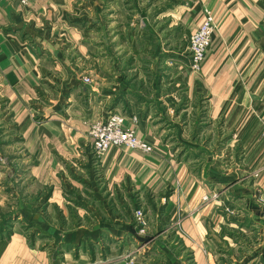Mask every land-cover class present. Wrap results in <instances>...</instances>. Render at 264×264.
<instances>
[{"label":"crops","instance_id":"0c3cea01","mask_svg":"<svg viewBox=\"0 0 264 264\" xmlns=\"http://www.w3.org/2000/svg\"><path fill=\"white\" fill-rule=\"evenodd\" d=\"M184 2L191 7L182 10L176 25L181 24L186 37L204 23L206 10L212 13L217 32L201 72L179 78L186 96L177 94L176 116L186 118L183 109L190 104L193 117L198 118L201 105L202 117L227 135L225 144L220 145L235 171L228 170L233 182L227 185L219 177L208 175L202 166H195L186 154H173L172 158L165 131L160 134L154 122L172 113L167 101L174 93L169 91L171 82L165 79V72L160 77L154 68L149 69L151 95L135 88L138 78L129 83L122 75L114 86H108L118 93L105 86L102 94H94L83 84L85 75L74 69L78 66L74 56L88 58L90 53L85 44L81 45L84 36H77L80 28L70 26L66 19V9L75 8L76 0H32L27 6L0 0L1 109L9 111L25 140L24 150L35 159L30 176L51 189L45 207L41 200L34 216L42 230L53 231L52 242L40 238L33 244L16 224L9 237L0 238V264H129L121 256L103 262L90 253L92 245L105 248L110 243L120 248L126 241L132 245L142 242L124 204L114 200V209L107 205V196L116 198L120 192L121 197L154 205L147 202L152 196L160 204L158 210L154 205V213L163 225L157 222V233L149 240L152 244L160 242L164 264H264L260 204L264 198V0ZM165 16L160 14L157 19ZM143 82L146 85V80ZM113 111L126 118L128 129L153 144V152L111 148L100 161L103 177L98 179L88 122L106 118ZM186 132V128L180 132L178 128V134ZM182 143L185 149L187 143ZM242 174L249 177L245 183H241ZM3 187L2 215L10 214L11 199L16 208L23 209L19 193L10 195ZM206 195H216L217 199L206 203ZM92 198V203L84 201ZM53 210L66 217L72 212L81 223L71 228L67 225L65 230L43 224L44 216L52 215ZM20 213L25 216L28 212L23 209ZM100 215L110 217L114 228ZM6 229L11 230L9 225ZM53 245L67 251L60 249L58 255L50 256L45 247ZM79 245L84 248L81 252H77Z\"/></svg>","mask_w":264,"mask_h":264},{"label":"rangeland","instance_id":"374dc122","mask_svg":"<svg viewBox=\"0 0 264 264\" xmlns=\"http://www.w3.org/2000/svg\"><path fill=\"white\" fill-rule=\"evenodd\" d=\"M184 1L186 0H165L163 6L162 1L154 2L152 0H90V4H80V2L76 0L77 5L75 8L69 6V8L66 9L68 10L66 19L70 26L76 25L75 27L80 28V32L77 36H79V38L84 36L81 45L85 44V46H87L86 48L90 49V53L88 51L86 55L89 56L88 58H84L82 55H75L74 64L78 66L74 67V69L77 73L84 74V79L89 78L91 80L92 83L86 84L83 79V84H86L85 86L89 87L94 94H102V90L105 86H107V90H112L113 88L109 89L108 86H114L117 83V79H121L118 75H122L129 83L136 81L138 78V85L136 84L135 88L146 95H151L152 88L148 86L147 82V74L150 73L151 75L152 73L149 69L154 68L160 77L162 73L165 72V79L167 80L169 78L171 82V89L169 91L170 93H174V95L168 99L170 102L167 101L172 113L169 117H166V115L157 116L158 118H156L154 122L155 127L159 128L160 134L163 133V130L165 131V140L171 148L172 158H174L173 154L176 156L178 154H186V158H189L192 162H196L194 163L195 166H202L203 169H206L208 175L213 174L215 179L219 177L220 180H223L224 184L227 185L233 182L231 180L232 175L227 174L228 170H233L231 173L235 172L234 169L229 167L227 163V152L224 151L223 154L222 149L224 147L220 145L225 144L227 135L222 134L221 130L212 127L208 118L205 119L203 118L204 116L202 117L203 109H201V105V112H198L200 117L198 118L193 117L194 113H191L193 111L191 110L190 104H186L183 109L186 110L183 112H187L186 118L182 117V119H179L176 116L179 105V96L177 94H184L186 96L185 93H182L183 88L180 89L182 84H180L179 78L181 77L184 79V75L186 74H198L193 73L187 65V47L190 36L186 37V33L181 24L176 25L178 16L181 14L182 10L191 7L188 2ZM163 9L164 11H162ZM163 13H165L166 16L157 19V17ZM168 13H171V16H168ZM137 21L140 25L136 23ZM149 27L151 29H149ZM128 30H130V32H128ZM73 40L74 39H71L72 43L74 42ZM125 59L126 61L124 62ZM131 64H136L134 66H138L137 70H135L136 67L129 69ZM154 79H157V75H155ZM143 80H146V85ZM174 84L175 87H172ZM93 87L97 91H94ZM113 92L118 93L116 91ZM108 95L109 93L107 96ZM2 105L0 101V130L2 131L0 136L4 143L2 146L4 151H0V183L2 182V184H0V190L2 191L1 187L4 185V191L10 192V195L19 193L24 203L23 209L28 213L25 216L21 215L20 210L23 209L16 208L11 199L10 214L2 215V211L0 210V228L4 220H9L11 233L14 226L19 224L22 231L27 234L28 239L32 241L33 244L36 242V239L40 238H43V240L48 239V242H52V228H50L49 231L42 230L40 225L35 222L34 216L35 213L38 212L36 207L39 206L40 202L43 201V207H45L46 196L50 194L51 189L36 183L30 176L29 168L35 162V159L29 157L24 150L23 145L25 140L20 131L14 126L13 117L10 118L9 111L7 109L5 111L1 109ZM119 111L122 113L124 112L123 109H119ZM98 120H101V118L92 119L88 122V126ZM178 128L179 132L185 130V128L187 132L185 134H182L183 132L178 134ZM189 130H191V133H189ZM193 131L196 133L193 134ZM88 137L93 149L89 131ZM157 137H159V135ZM184 141L187 143L185 149L182 147V142ZM148 143L153 146L150 142ZM110 149L108 151H110ZM106 154L99 157L95 152L93 153V158L95 160L94 164L98 167V179L103 177V169L101 168L100 161ZM245 174L240 175L241 183H245L247 179H249ZM122 195L123 192L118 193L116 198H114V196H107V205L109 208L113 206L112 208L114 209V200H116L119 205L120 202L124 204L123 207L125 210H129L131 216L129 219L132 218L137 232L141 234L140 238L138 234L137 237L142 240V242L133 243L132 245L130 241H126V243L123 244L124 246L122 245L120 248L114 247V245L110 243L107 244L105 248L93 247L92 245L90 249L91 256L94 258L97 256L96 258L98 260L101 259L103 262L114 260L116 257L118 258L121 256L127 259L129 264H161L162 262V264H164L165 259L160 249V242L152 244L149 240L157 233L154 230L157 226V222L158 225H163V220L154 213V205H156V210H158L160 204H156V200L152 196L148 198L147 202L154 205L146 204V202L142 201L138 202L135 199L131 200L129 196L121 197ZM209 196L210 195H206L205 197ZM84 201L86 203H92L95 200L92 198L89 201L86 199ZM205 202L210 203V201ZM93 205L95 204L93 203ZM138 212L143 214L140 221L137 219ZM72 215V212H69V215L66 217L54 211L52 215L44 216L43 224L47 223L48 226L52 224L55 228L63 226L65 230L67 225L71 228L74 224L81 223L78 217ZM112 217H115V215L113 214ZM100 218H102L104 222L108 220L107 224H112L111 219H109L110 217H107V219L100 215ZM142 222H145V226H141ZM111 226L114 228L113 224ZM7 227L8 225H6V228ZM173 230H175V228L171 229V232ZM161 231H163V229H161ZM5 234L7 233L5 232ZM44 234L48 236H43ZM160 236H163V234ZM145 239L149 240L148 242L150 243L146 242L147 240ZM60 247L61 246L56 247L53 245L45 247V249L47 253L52 256L53 254L56 255L57 250L61 249ZM77 247V252L79 249L80 252L84 250L81 245ZM61 250L67 251V248ZM58 254L57 252V255ZM100 254L101 257H99ZM166 264H168V262Z\"/></svg>","mask_w":264,"mask_h":264},{"label":"built area","instance_id":"2783aa9c","mask_svg":"<svg viewBox=\"0 0 264 264\" xmlns=\"http://www.w3.org/2000/svg\"><path fill=\"white\" fill-rule=\"evenodd\" d=\"M9 1L17 2L22 6H27L32 0ZM216 32L217 25L214 21L212 13L209 10H206L204 23L194 34L190 36L188 42L187 65L193 73L201 72L208 53L213 46ZM84 82L86 84L92 83L89 78H85ZM126 122L127 120L123 115L116 112H110L107 114L106 118L91 123L89 126V133L94 152L97 156H103L110 148L121 147H127L145 154H151L153 152V146L150 145L146 140L139 138L136 135L135 130L128 129L126 127ZM133 122L136 124L137 119H134ZM262 123L264 128V115L262 118ZM216 199V195H212L205 197L204 201H215ZM260 204L264 214V198L261 199ZM142 215L143 214L141 212H138V221L142 219ZM141 226H145V222H142Z\"/></svg>","mask_w":264,"mask_h":264},{"label":"trees","instance_id":"16d2710c","mask_svg":"<svg viewBox=\"0 0 264 264\" xmlns=\"http://www.w3.org/2000/svg\"><path fill=\"white\" fill-rule=\"evenodd\" d=\"M50 196V194L49 195H47V197H49ZM46 205V204H45ZM5 221L6 220H4L3 221V225H1L2 227L0 228V238H2V237H9L10 236V234H11V232L9 231H6V225H10L9 224V220H7L6 221V224H5ZM5 232L7 233V234H5Z\"/></svg>","mask_w":264,"mask_h":264}]
</instances>
